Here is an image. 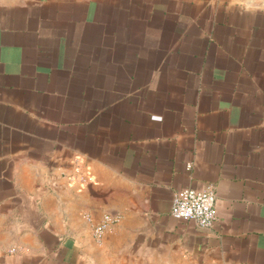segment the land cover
Instances as JSON below:
<instances>
[{"label":"crops","instance_id":"crops-1","mask_svg":"<svg viewBox=\"0 0 264 264\" xmlns=\"http://www.w3.org/2000/svg\"><path fill=\"white\" fill-rule=\"evenodd\" d=\"M0 264H264V0H0Z\"/></svg>","mask_w":264,"mask_h":264},{"label":"built area","instance_id":"built-area-1","mask_svg":"<svg viewBox=\"0 0 264 264\" xmlns=\"http://www.w3.org/2000/svg\"><path fill=\"white\" fill-rule=\"evenodd\" d=\"M91 179L90 171L79 161L74 163L72 172L67 176L69 184L77 186H84ZM215 200L213 184L201 188H182L173 196L170 213L174 218L192 220L199 228L210 230L217 219ZM119 218V214L105 213L101 221L92 227L93 238L100 241L104 233L118 222Z\"/></svg>","mask_w":264,"mask_h":264}]
</instances>
